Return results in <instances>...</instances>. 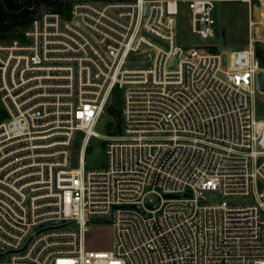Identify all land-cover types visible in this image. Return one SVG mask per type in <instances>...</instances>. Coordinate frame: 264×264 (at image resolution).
<instances>
[{
    "label": "built area",
    "instance_id": "obj_1",
    "mask_svg": "<svg viewBox=\"0 0 264 264\" xmlns=\"http://www.w3.org/2000/svg\"><path fill=\"white\" fill-rule=\"evenodd\" d=\"M218 2L76 0L0 43V264H264L258 38L224 65L205 47ZM183 5L205 45H178ZM116 89L122 129L104 135ZM93 137L107 162L88 169ZM111 212L112 248L90 247Z\"/></svg>",
    "mask_w": 264,
    "mask_h": 264
},
{
    "label": "rangeland",
    "instance_id": "obj_2",
    "mask_svg": "<svg viewBox=\"0 0 264 264\" xmlns=\"http://www.w3.org/2000/svg\"><path fill=\"white\" fill-rule=\"evenodd\" d=\"M69 3L76 0H66ZM98 3H105L113 0H90ZM217 19L218 34L215 43L218 47H207V49H221L224 56V65L228 64V57L231 51L242 49L249 41L251 32L258 38L257 50L261 54L259 57L262 68L264 69V0H218ZM183 10L178 21V45L184 50L189 47H196L198 44H206L201 41L191 30L190 10L187 5H183ZM252 8V12H250ZM34 16L37 17L44 12L52 11L44 4L33 8ZM253 18L255 24L250 28V20ZM24 28L16 26L8 32V36L1 39V42L8 41L18 36ZM141 59H147L143 57ZM124 106L123 94L121 89H116L109 102L108 108L104 113L97 130L104 134H112L122 129V110ZM4 106L0 100V112ZM256 113L259 119H264V91H260L256 102ZM93 149L86 154V166L88 169L100 168L106 165L107 156L104 138H92ZM80 148L79 138L73 146L74 161L77 160ZM222 200H227L230 204L240 205L249 203L251 197L245 196H223L217 190H208L204 192L202 203L213 204ZM114 240V232L111 223H97L92 225L89 232L88 245L94 249H111Z\"/></svg>",
    "mask_w": 264,
    "mask_h": 264
},
{
    "label": "trees",
    "instance_id": "obj_3",
    "mask_svg": "<svg viewBox=\"0 0 264 264\" xmlns=\"http://www.w3.org/2000/svg\"><path fill=\"white\" fill-rule=\"evenodd\" d=\"M44 4L53 11H67L72 2L66 0H0V40L7 37L8 32L16 26L23 27L35 18L33 8ZM258 57L261 54L258 52Z\"/></svg>",
    "mask_w": 264,
    "mask_h": 264
},
{
    "label": "water",
    "instance_id": "obj_4",
    "mask_svg": "<svg viewBox=\"0 0 264 264\" xmlns=\"http://www.w3.org/2000/svg\"><path fill=\"white\" fill-rule=\"evenodd\" d=\"M148 11V5H146V12ZM173 64V61H172ZM258 87L260 91H264V69L259 72L258 74ZM191 192H188V195H190ZM169 197H173L174 195L170 194L168 195ZM159 205V202H156L154 204H149L150 208H156ZM125 206H130V207H136L141 209V206L137 205H125ZM112 221V212L110 213L109 217L107 218H101V219H93V222L96 223H110Z\"/></svg>",
    "mask_w": 264,
    "mask_h": 264
}]
</instances>
